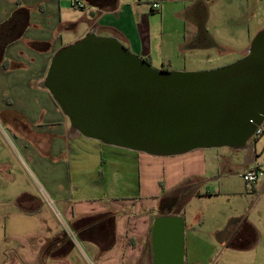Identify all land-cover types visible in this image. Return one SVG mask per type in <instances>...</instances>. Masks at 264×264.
I'll return each instance as SVG.
<instances>
[{
	"label": "crops",
	"instance_id": "obj_1",
	"mask_svg": "<svg viewBox=\"0 0 264 264\" xmlns=\"http://www.w3.org/2000/svg\"><path fill=\"white\" fill-rule=\"evenodd\" d=\"M74 1L0 0V7L8 6L0 20V55L8 67L0 64V75H14V82H10L17 88L30 87L27 98L43 99L37 112L28 111L29 103L14 111L29 126L18 127L23 135L17 134L16 139L30 160L29 164L23 161L24 168L31 171L58 212L34 192L0 199V264H152L153 219L182 215L185 232L183 212L168 200L187 194H220L231 163L220 159L213 148L172 156L106 149L71 128L41 83L53 55L89 32L117 38L159 69H186V56L194 62L195 54L215 41L207 31L206 7L203 0H162V25L170 6L177 17L174 31L166 36L163 29L154 32L150 14H143L142 6L133 1L79 0L83 9L75 7ZM16 12L20 20H10ZM247 49H239L237 55H244ZM41 107L46 110L41 111ZM101 151L108 154V160L105 173L102 170L99 175ZM253 153L251 162L242 165V174L260 164L256 151ZM129 169L128 176L122 173ZM134 171L138 174L137 189L132 182ZM113 172L124 177L112 176ZM252 190L254 206L264 196V174ZM247 218L230 214L226 220L219 219L212 230L213 246L208 242L202 247L231 249L234 255L229 256L232 263L228 264H264V225L256 226Z\"/></svg>",
	"mask_w": 264,
	"mask_h": 264
},
{
	"label": "water",
	"instance_id": "obj_2",
	"mask_svg": "<svg viewBox=\"0 0 264 264\" xmlns=\"http://www.w3.org/2000/svg\"><path fill=\"white\" fill-rule=\"evenodd\" d=\"M71 128L154 156L241 149L264 122V29L246 53L205 71L156 69L117 38L89 32L60 48L41 83ZM152 264H185L182 215L151 224Z\"/></svg>",
	"mask_w": 264,
	"mask_h": 264
},
{
	"label": "rangeland",
	"instance_id": "obj_3",
	"mask_svg": "<svg viewBox=\"0 0 264 264\" xmlns=\"http://www.w3.org/2000/svg\"><path fill=\"white\" fill-rule=\"evenodd\" d=\"M129 1L142 6L143 14H150L154 32L159 33L163 29L166 36L172 34L175 28L174 25H177L176 10L172 6L166 12L162 25L160 18L162 0L159 2L160 9L158 11H152L147 0ZM14 3L16 6L17 3ZM202 3L206 7L204 17H206L207 31L215 41L208 49L196 53L195 59L192 57L195 60L194 62L186 56V69L179 71H205L233 63L243 56L237 55V51L244 47L248 48L252 38L264 29V0H203ZM18 8L20 7L16 9ZM16 9L14 8V11ZM7 12L8 6L6 8L2 5L0 7V20ZM154 68L159 69L158 67ZM23 72L21 74L26 75ZM10 81L14 82V75L9 76V78L0 75V199L11 200L16 194L27 191L34 192L43 199L39 183H37L31 171L24 168L23 161L30 162V160L20 142L16 139L17 134L23 135L20 131L23 129L19 130L18 127L20 128L23 125V127L29 128V126L22 117L14 112L19 111V108L25 109L26 103H29L30 106L28 111L37 112L40 110L43 99L42 96L27 98L31 88H17L15 83ZM41 108V111L46 110L44 107ZM259 130L260 132L255 133L246 143L252 149H246V147L233 149L225 146L213 148L220 154L218 155L220 159L231 163V166L229 165L231 171H227L223 185H220V194L192 197L187 194L178 199L175 208L183 212L187 225L184 232L185 258L187 259V261L185 259V262L187 264L232 263L229 260V256L234 255L231 249L220 246L211 247L213 246L211 236H214L212 230L217 226L219 219L226 220L227 215L241 214L247 215L248 221H253L256 226L264 225V196L253 206L255 191L252 190V187L246 188L241 177V167L245 162H251L254 157L253 151H256L255 155H258L256 161L260 164L264 163V122ZM96 143L103 145L102 147H107L106 149L126 151L124 148L105 145L99 141H96ZM101 153L102 156L99 153L98 161L99 175H101L102 170L105 173L107 166L105 160H108V154L104 151H101ZM30 167L33 170L31 165ZM116 168H120V165ZM106 173L108 174V170H106ZM122 173L128 176L130 169L127 172L122 171ZM123 174L113 172L112 176H118L121 179L124 177ZM133 175V187L137 189L138 174L134 171ZM39 179L41 180L40 177ZM207 185L210 186L211 190H214L212 184ZM204 191H206L205 188L201 189V193L204 194ZM227 222L228 220L225 222V226ZM208 242L211 245L210 247H202V243Z\"/></svg>",
	"mask_w": 264,
	"mask_h": 264
},
{
	"label": "built area",
	"instance_id": "obj_4",
	"mask_svg": "<svg viewBox=\"0 0 264 264\" xmlns=\"http://www.w3.org/2000/svg\"><path fill=\"white\" fill-rule=\"evenodd\" d=\"M73 5L75 7H77L78 9H83L84 8V3H82L79 0H75ZM150 8H151L152 11H158L160 9V3L158 1H156V0H150ZM259 132H260V130H259V127H258V129L256 130L255 133L258 134ZM260 166H261L260 164H257L252 169L245 171L241 175L242 180H243L244 185H245L246 188L252 187L256 183V181L264 174V172L262 171ZM40 190L43 193V195H42L43 201L50 208H52L54 211H56V214H57L58 212H57V210L55 208L53 200L47 195V193L45 192V190L42 187H40ZM69 233L71 235H73L71 231Z\"/></svg>",
	"mask_w": 264,
	"mask_h": 264
},
{
	"label": "trees",
	"instance_id": "obj_5",
	"mask_svg": "<svg viewBox=\"0 0 264 264\" xmlns=\"http://www.w3.org/2000/svg\"><path fill=\"white\" fill-rule=\"evenodd\" d=\"M18 13L16 12V13H14L13 15H11V17H10V20H14V21H16V19L18 20L19 19V17H18V15H17ZM10 20H8V21H10ZM20 20V19H19ZM12 40V39H11ZM10 41V40H9ZM148 63H150L149 62V60L148 59H145ZM0 64H2L4 67H8V61L7 60H5V59H2L1 58V55H0ZM169 202H170V204H172L174 207L175 206H177V201H178V199H176L175 197H172L170 200H168Z\"/></svg>",
	"mask_w": 264,
	"mask_h": 264
}]
</instances>
